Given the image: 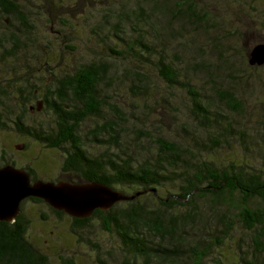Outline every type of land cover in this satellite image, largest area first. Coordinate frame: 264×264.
Segmentation results:
<instances>
[{
    "label": "rangeland",
    "instance_id": "obj_1",
    "mask_svg": "<svg viewBox=\"0 0 264 264\" xmlns=\"http://www.w3.org/2000/svg\"><path fill=\"white\" fill-rule=\"evenodd\" d=\"M13 1L22 5L19 13L25 16V25L12 19L6 27L5 16H0V37L15 34L25 60L20 59L16 67H6L0 61V98L13 108L14 114L22 113L20 102L33 85L40 96L28 102V107L42 99L53 77L71 74L86 62L102 63L106 75L96 94L100 111L80 125L82 139L93 153L100 154L104 147L92 146L86 136L96 124L112 117L119 123V139L125 146L128 142L154 150L152 138L157 137L180 147L202 149V145H195L208 141L213 132L197 127L191 112L189 83L221 122L232 125L231 133L221 139L214 159L264 170V65L248 63L251 47L264 42V0H191L210 14L209 22L202 24L185 22L182 26L183 19L174 20L179 15L167 16L174 22L170 23L172 30L166 36L165 48L171 60L180 62L186 80L175 86L163 80L154 63L136 66L139 62H133L127 54L114 57L110 50V45L123 48L110 32L123 9L138 4L149 9L151 0ZM160 24L164 27L165 20ZM21 27L23 33L19 31ZM131 69H140L143 75ZM134 82L144 83L145 90L139 93ZM224 91L233 92L240 109H232L222 101L220 93ZM42 111L43 108L25 113V126L32 131L48 129L53 116L50 111ZM7 123L0 130V155L6 160H15L18 167H31L44 180L73 177L61 170L65 148H50L21 133L12 120L7 119ZM22 143L24 147L17 148ZM160 190L164 196L175 192L171 184ZM22 211L28 237L47 256L48 264H128L120 239L104 230L99 218L78 226L72 216L58 215L47 203L31 199L24 202ZM203 211L195 230L183 234L186 239L180 250L165 262L154 264H195L190 244L200 239L209 243L205 264H264V227L248 229L237 219L228 226L211 211Z\"/></svg>",
    "mask_w": 264,
    "mask_h": 264
},
{
    "label": "trees",
    "instance_id": "obj_2",
    "mask_svg": "<svg viewBox=\"0 0 264 264\" xmlns=\"http://www.w3.org/2000/svg\"><path fill=\"white\" fill-rule=\"evenodd\" d=\"M149 3V9L141 4L123 9L113 22L112 30L115 32L110 30L111 36L119 39L123 48L120 50L110 45V50L114 57L127 54L133 62H139L136 66L144 67L152 62L167 84L181 85L186 80L180 62L171 60L165 48L166 36L172 30L170 23L179 19L184 20L182 26L185 22L208 23L210 14L191 0H151ZM21 8L22 5L13 0H0V16H5L6 27L12 19L20 22L21 26L25 25V16L19 13ZM174 14L179 17L174 20L167 18ZM162 20H165L164 27L160 24ZM19 31L24 32L22 27ZM15 36L0 37V61L6 67L19 66L20 59L25 60L23 47ZM131 70L143 75L140 69ZM105 72L102 63L86 62L71 74L55 76L42 94V99H37L35 105L28 107V102L40 96L38 87L33 85L20 102L22 113L17 115L0 98V130L8 125L7 119L12 120L21 133L50 148H65L61 170L73 176L65 180L99 181L127 194L140 192L134 199L117 202L108 210L96 209L89 218L72 217L76 225L83 226L92 218H99L102 228L115 233L120 239L128 264L137 261L139 264L163 263L174 256L186 239L183 234L189 229L195 230V222L203 219V210L211 211L228 226H232L237 219L248 229L264 227V170L246 169V163H221L214 159L221 139L231 133L232 125L221 122L219 115L203 104L201 95L187 82L191 112L197 127L213 132L208 141L195 145H202V149L180 147L175 142L157 137L152 138L156 146L154 150H145L128 142L125 146L119 139V123L112 117L109 121L96 124L86 136L92 140V146L104 147L100 154L93 153L82 139L80 125L88 116L100 111L96 94L100 83L105 80ZM49 73L54 75L50 70ZM133 84L139 93L146 88L144 83ZM1 92L2 88L0 97ZM23 93L20 89L22 96ZM220 95L232 109H240L233 92L224 91ZM39 101L42 102V112H51L53 123L48 129L32 131L25 126L23 115L29 111H40L41 108H37ZM242 141L245 142V139L242 138ZM7 163L16 164L15 160H6L1 154L0 165ZM23 168L30 172L33 180L40 178L31 167ZM170 184L175 192L164 196L160 187ZM28 199L45 202L30 197L22 205ZM47 205L56 214H65ZM27 230L23 211L14 222L0 221V264H48L47 256L32 244ZM190 246L193 262L205 264L209 243L200 239Z\"/></svg>",
    "mask_w": 264,
    "mask_h": 264
},
{
    "label": "water",
    "instance_id": "obj_3",
    "mask_svg": "<svg viewBox=\"0 0 264 264\" xmlns=\"http://www.w3.org/2000/svg\"><path fill=\"white\" fill-rule=\"evenodd\" d=\"M248 62L252 66L264 65V42L251 47ZM41 107L39 101L37 108ZM23 147V143L17 146ZM139 194H127L99 181L33 180L23 167L12 163L0 165V221L14 222L22 211V202L30 197L40 198L56 210L83 219L91 217L96 209L108 210L115 203L132 200Z\"/></svg>",
    "mask_w": 264,
    "mask_h": 264
}]
</instances>
